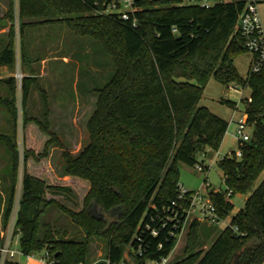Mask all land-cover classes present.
<instances>
[{
  "label": "trees",
  "instance_id": "trees-1",
  "mask_svg": "<svg viewBox=\"0 0 264 264\" xmlns=\"http://www.w3.org/2000/svg\"><path fill=\"white\" fill-rule=\"evenodd\" d=\"M92 2L18 0L22 61L27 28L66 24L76 36L96 41L99 52L109 58L114 69L105 84L91 89L97 97L86 125L88 143L76 155L63 152V174L83 180L89 187L80 210L73 211L54 197H47H71L69 186L51 183L28 169V157L46 158L49 148L59 141L49 127L48 108L44 123L23 116L24 136L26 126L33 122L49 139L41 152L23 149L17 219L22 231L21 251L25 255L47 251L52 264H143L169 256L177 237L170 235L173 222L162 227L161 221L178 209L172 203L180 202L179 165L193 167L204 163L198 155L217 151L229 126L227 120L199 105L213 78L225 87L234 83L250 89L251 100H242L246 123L253 132L240 145L241 156L233 151L217 161L228 188L210 191L209 197L220 217L226 219L234 209L232 202L226 200L227 193L248 196L243 208L206 250L201 248L203 223L191 221L183 255L168 264H264V179L252 190L264 170V65L256 73L248 69L243 77L234 63L248 52L238 30L239 15L247 0H222L210 8L182 5L179 0H138L136 27L115 16L98 14ZM11 37V43L0 52V64L14 69V28ZM77 56L85 58L88 65L90 53ZM4 82L9 92L0 96V107L4 108L12 132L0 133V142L8 150L0 180L9 183L8 211L20 158L16 81L12 76ZM32 82L26 77L22 81L24 104ZM205 168L209 170L208 166ZM92 205L107 216H93ZM55 208L67 215L75 227L71 236L67 225L47 218ZM150 229L158 230V235L153 236ZM94 238L105 241V254L100 260L91 259ZM138 247L142 255L136 253Z\"/></svg>",
  "mask_w": 264,
  "mask_h": 264
},
{
  "label": "rangeland",
  "instance_id": "rangeland-1",
  "mask_svg": "<svg viewBox=\"0 0 264 264\" xmlns=\"http://www.w3.org/2000/svg\"><path fill=\"white\" fill-rule=\"evenodd\" d=\"M5 1L6 3L9 2V11L10 9L12 10V14L8 15L13 24L12 28L15 26V29L18 31L20 22L17 11L18 0ZM258 10L261 17L262 27L264 29V0H260V2H258ZM28 30L27 41H30L31 44L35 42L37 45L39 44V34L41 33L43 35L45 31H47L46 28H29ZM50 30L52 31L51 33H46L48 34V38L56 40V90L51 101L53 102L55 108V111L52 113L54 124L53 130L56 131L55 133L59 141L56 142V147L53 149L52 158L49 159V153L46 157L48 163L51 160L52 168H50V166L42 160L44 158L36 159L35 157L30 156L27 161L28 169H30L31 172L46 178L49 182L51 180L49 174L51 171L54 176L53 183L69 186L72 190L71 197L64 198L63 196H52L51 194H47V197H54L65 207L73 211H78L82 208L83 198L88 192L89 187L85 181L63 174V152L67 150L71 155H76L88 143L89 135L86 125L89 117L95 109V101L97 97L91 89L96 85L102 86L105 84L111 77L114 69L109 62V58L99 52V45L96 41H93L90 38L76 36L66 24H56L50 27ZM48 43L49 41L46 43L44 49L47 48ZM72 52L74 54L90 53V57L87 59L88 65L86 66L85 58L81 60L75 55L70 58L69 53ZM64 56L68 59L70 58L69 63H62L61 57ZM251 57L252 54L247 52L238 56L234 61L239 74L243 77L247 75ZM12 70L13 68H10V71ZM32 86L33 84H31V87ZM249 95L250 89L248 88L241 89L240 91H231L217 80L213 78L210 79L205 87L199 105L207 107L212 113L227 120L229 122V126L217 151L209 152L207 155H198L199 161L203 160L204 165L209 167L207 172L204 173L198 171L196 166L192 167L183 163L179 165V180L180 185L183 188L193 192L200 191L205 195H209V192L213 188L219 191L227 190L228 187L224 181L223 173L219 168L217 161L233 151L238 152L240 150V142L237 134L235 133L238 127V122L244 113V104L241 99L247 98ZM42 98V95L35 96L32 94L25 104L22 102V115L20 114L19 118L17 117V141L19 142L21 152L24 148L33 150L29 146H32V140V144H30L28 139V126L30 127L29 124L33 122L26 126L24 136L21 122L23 120V116H28L31 119L36 118L44 123V114L46 108H48L47 121L49 127L51 125V112L49 110V106L48 104L45 106L43 104V100L46 102L49 96H44L45 99ZM222 100L226 101L222 102ZM230 102H235V106L230 105ZM11 132V123L6 114L2 113V116L0 117V133L10 134ZM244 132L251 137L253 127L251 125H246ZM47 136L49 137L48 134ZM7 160L8 150L3 142H0V170L7 163ZM21 170L22 162L20 171ZM263 179L264 170L256 179L252 190L257 188ZM7 182L8 181L1 182L0 180V191L1 195H4L8 199L9 183ZM247 196L248 194L242 193L230 194V200L234 206L231 215L223 222L212 226L210 225V227H207L206 223L202 224L200 229L202 249L206 250L217 237L218 233L225 227L226 223L230 221L231 217L243 208ZM117 212L118 210L113 211L114 214ZM91 214L97 217L107 216L106 213L96 205L91 206ZM47 218L50 220L55 219L62 225H67L70 230V236L76 231L68 216L61 213L56 208L47 215ZM188 228L189 224L182 231V234L171 253V260L180 258L183 255V248L187 241ZM105 249V241L100 238H94L91 242V259H102L105 254ZM43 254L44 251L37 252L35 257L39 258ZM23 257L26 258V256ZM24 258H22V255H16L15 260L25 264Z\"/></svg>",
  "mask_w": 264,
  "mask_h": 264
},
{
  "label": "built area",
  "instance_id": "built-area-1",
  "mask_svg": "<svg viewBox=\"0 0 264 264\" xmlns=\"http://www.w3.org/2000/svg\"><path fill=\"white\" fill-rule=\"evenodd\" d=\"M182 5H197L201 8H210L216 3L222 0H179ZM138 0H93V6L98 14L102 15H112L124 22H129L133 27L138 25V18L135 13L138 10L137 6ZM16 10V9H15ZM18 11V7H17ZM238 30L240 35L244 39L245 48L253 56L249 64V71L251 73L258 72L264 65V29L261 23V17L258 10L257 0H247L242 13L239 15L238 20ZM175 31V29H174ZM21 37L19 29L15 31L14 49L16 54L15 65L13 69V77L16 81V106H17V117L22 115V81L25 78L22 72V62H21ZM227 89L231 91H240L242 88L237 84L231 83ZM248 101L251 100L250 95L247 98ZM242 100V99H241ZM21 107V108H20ZM247 116L245 113L241 116L236 133L240 145L250 139V136L244 132ZM18 121V119H17ZM22 126H23V120ZM23 128V127H22ZM19 148V142H18ZM237 156H241V151L236 152ZM19 174L17 183L14 189V195L10 209L7 210V198L1 195L0 204V264H7L9 261H16V255L26 256L27 259L35 257L36 253H31L28 255L23 254L19 247V240L22 234L21 228L17 225L18 213L20 209V201L22 194V170L20 171L21 162L23 163V150L20 151L19 148ZM22 158V160H21ZM23 166V165H22ZM196 169L201 172H207L204 163L199 162L196 165ZM1 194V191H0ZM231 191L226 195V200H230ZM178 200L180 202H173L174 206L178 209H174L173 215L168 214L166 219L161 221L162 227H165L168 221L173 222L174 229L170 231V235L177 237L179 240L182 231L185 227L190 224L191 221L196 220L207 225H216L223 222L217 211L216 205L212 202L209 195H205L200 191H189L182 186H180ZM184 202L185 205L182 203ZM179 215L182 216L178 219ZM230 221L226 223L228 226ZM225 226V227H226ZM149 228V226H147ZM234 231H237L236 226H232ZM153 236L158 235V230L150 229ZM240 235H244L241 233ZM138 255H142L141 247L136 250ZM41 261L46 264H52L53 261L50 259L47 251L39 257ZM171 261V254L167 257H163L159 260H148L143 264H168ZM20 264V263H19Z\"/></svg>",
  "mask_w": 264,
  "mask_h": 264
},
{
  "label": "crops",
  "instance_id": "crops-1",
  "mask_svg": "<svg viewBox=\"0 0 264 264\" xmlns=\"http://www.w3.org/2000/svg\"><path fill=\"white\" fill-rule=\"evenodd\" d=\"M8 12H9V2L6 3L5 0H0V52L11 43V29L13 24L11 22L10 17L8 16L9 15ZM54 25L56 24H44L40 26L30 27L31 29L46 28L47 30L43 35L41 33L39 34L38 45L35 44V42L31 44L30 41H27L28 40L27 32L29 31L28 30L29 28L25 30L23 36L25 57L23 61L21 60V62H23L22 72L24 73L25 77L31 78L33 81L32 82L33 86L30 88V93L27 98V101L32 94H34L35 96L42 95L43 96L42 99H45L44 96H49L46 102L43 100V104L44 106L46 104H48L49 106V110L51 112L50 129L53 132H56L53 130L54 124H53V116H52V113L53 111H55V108L53 102L51 101L52 96L54 95V92L56 90V40L49 39L48 34H46L52 32L50 30V27ZM14 30L16 31L15 26H14ZM48 41L49 43L47 45V48L44 49ZM74 55L76 56V53L75 54L73 52L69 53L70 58H72ZM70 58L68 59L65 56L61 57L62 63H69ZM252 58L253 56L251 57V60ZM12 76H13V70L10 71V68L7 65L0 64V96L1 97L6 96L9 92V88L7 84L4 82V80ZM36 111H40V110H36ZM2 113H4V108L0 107V117L2 116ZM29 125L30 127L28 126V139L30 144L32 143L34 144V145L32 144V146L31 145L29 146L38 153L44 147L49 137L47 136L46 133L42 132L35 123H31ZM55 147L56 144L50 147L49 159L52 158L53 149ZM42 160H44L50 166V168H52L51 160L49 163L46 158ZM49 174L51 179L50 182L52 183L54 181L53 180L54 178L52 177L51 171ZM214 190L218 191L216 189ZM207 227H210V225H207ZM22 258L24 257L22 256ZM24 260H25V264H46L45 262L41 261L40 258H36V257L29 259L24 258ZM18 263L22 264V262H18Z\"/></svg>",
  "mask_w": 264,
  "mask_h": 264
},
{
  "label": "water",
  "instance_id": "water-1",
  "mask_svg": "<svg viewBox=\"0 0 264 264\" xmlns=\"http://www.w3.org/2000/svg\"><path fill=\"white\" fill-rule=\"evenodd\" d=\"M177 38H178V36H177ZM213 190H214V189H211V192H212ZM115 210H118V207L115 208V209H113V211H115ZM95 217H97V216H95Z\"/></svg>",
  "mask_w": 264,
  "mask_h": 264
}]
</instances>
